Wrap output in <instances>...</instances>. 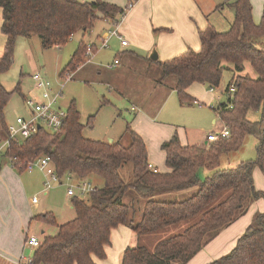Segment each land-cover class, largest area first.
<instances>
[{"label": "trees", "instance_id": "trees-1", "mask_svg": "<svg viewBox=\"0 0 264 264\" xmlns=\"http://www.w3.org/2000/svg\"><path fill=\"white\" fill-rule=\"evenodd\" d=\"M223 4L233 9L228 29L218 31L209 24L200 30V49H188L158 62V81L173 76L172 89L183 102L190 100L186 89L192 83L215 89L223 73L230 72L223 90L225 100L213 108L228 126V137L201 146L183 144L174 133L161 144L166 170L159 171L149 164L145 142L130 125L120 139L111 142L84 137V125L71 102L59 129L41 128L0 152L6 160L15 158L18 165L46 154L61 178L70 174L75 180H99L89 194L71 197L75 214L72 219L57 224L49 212L36 216L38 221L56 226L57 231L41 235L40 245L33 251V264H96L94 257H105L111 229L119 225L128 226L139 237L136 246L123 250L120 264H186L260 195L253 184L252 170L257 166L264 175V14L255 23L250 0H224ZM126 8L103 0H0V31L5 38L0 76L12 63L19 36H37L44 49L59 47L76 32L91 30L100 18L114 27ZM86 44L79 43L60 75L75 72L86 62ZM246 63L254 71L253 76L245 72ZM19 90V85L7 90L0 80L1 136L7 130L5 106L12 93ZM250 109H261L262 117L249 120ZM246 135L257 140L256 157L219 167L220 154L238 149ZM126 165L131 167L129 180L121 172ZM202 169L208 171L204 176L200 174ZM16 170L23 172L19 166ZM192 188L195 191L183 199L163 197ZM182 223L181 231L157 239L152 246L143 244V237ZM209 264H264V213L253 218L227 254Z\"/></svg>", "mask_w": 264, "mask_h": 264}, {"label": "rangeland", "instance_id": "rangeland-1", "mask_svg": "<svg viewBox=\"0 0 264 264\" xmlns=\"http://www.w3.org/2000/svg\"><path fill=\"white\" fill-rule=\"evenodd\" d=\"M196 1L206 10L211 7L212 3L219 5L221 0ZM250 2L253 21L259 23L264 14V0H250ZM233 15V9L229 5H222V9L215 11L210 17V21L216 30L225 31L228 29ZM102 28L103 23L101 19H98L93 26L92 34L95 36L96 33L102 31ZM93 35L84 34L82 36V33L78 31L64 44L48 49L42 48L39 38L35 35L31 37L19 36L16 39L12 63L9 69L0 76L1 83L7 90L11 91L17 85L20 88L19 91L12 93L5 106V120L10 123L17 115L25 114L22 95H37V91L33 90L34 81L30 75L39 72L51 83L54 91L60 92L59 104L63 109H67L70 103L74 102L79 113V122L84 125L82 134L89 139L108 142L110 139L118 140L122 137L126 126L130 125L133 130L137 127L141 131L148 145L152 139L163 137L166 130L175 131L174 133L183 143L196 144L209 131L217 130L220 127L221 121L213 108L225 100L223 90L231 77V73L228 71L223 73L221 84L214 89L211 99L208 98L210 93L206 94L203 90H199L196 96L192 95L190 100L181 102L176 91L171 90V84H174L173 76H168L163 80L165 83L162 84H156L153 80L161 74L159 67H155V65L151 66L149 63L130 57L127 60L122 59L120 65L113 70L108 69L105 64L112 61L114 54L120 51V48H113L115 40L110 38L112 41L109 39L108 46L104 48L100 47L101 41L97 40L95 50L86 55L89 60L87 59L86 62L79 65L83 67L86 64L85 67L81 69L77 66L78 69L71 74L70 78H67L65 73L60 75L62 68L68 63L79 43L86 42ZM92 63L98 66L94 69ZM117 71H121V82L125 86V90L122 92L117 85V79L120 78V74H115ZM245 72L254 75V71L247 63ZM153 82L158 85L157 88ZM207 89L209 90V87ZM193 98L200 102L193 103ZM132 107H135L134 110ZM136 113H138L137 118H135ZM247 117L249 120L260 119L262 117L261 109H250L247 112ZM89 118L90 120H88ZM213 119L216 120V123H212ZM256 142L255 137L246 135L238 149L220 154L219 167H231L241 161L254 159L256 157ZM161 154L160 149L156 147V158L159 156L162 158ZM0 162L7 164L6 158L1 156ZM34 171L38 172L36 169ZM130 171V165L121 169L125 180L130 179ZM27 173L22 172L21 176H30ZM34 175L33 181L36 182V188L29 191L27 199H24L22 203L24 210L36 215L40 213L43 206H46V210H51L58 223L72 219L75 214L70 209V197L65 193L66 186L55 185L48 189L47 195H44L43 177ZM252 179L255 189L260 192V195L247 204L246 212L241 215L243 220L247 219L249 217L247 211L253 210L250 208L252 205L255 209L252 211L254 214L251 221L256 215L264 213V175L257 166L252 170ZM194 191L195 189L192 188L179 193H169L163 197L179 200L190 196ZM33 195L37 198V203L31 202ZM124 202L129 203L126 197H124ZM182 226L183 223L162 229L154 235L145 236L142 239L143 244L152 246L157 239L181 231ZM56 229L57 227L54 225H46L32 220L28 233L39 236L41 230H44L46 235H51L57 231Z\"/></svg>", "mask_w": 264, "mask_h": 264}, {"label": "crops", "instance_id": "crops-1", "mask_svg": "<svg viewBox=\"0 0 264 264\" xmlns=\"http://www.w3.org/2000/svg\"><path fill=\"white\" fill-rule=\"evenodd\" d=\"M103 1L116 4L121 8H126L129 6V1H133V4L126 8L125 13L123 16H121L119 23L115 27L117 32L127 41L128 44L125 46L121 45L116 36L110 37L112 40H115L113 43V48H120V51H117L114 54L112 61L105 64V66L110 70H113L116 68V66L120 65L121 60L124 58L127 60L130 57H134L140 61L151 64V66L155 65V67H158V62H163L173 57L179 56L185 53L188 49L198 51L201 47L199 31L204 30L209 24H212L210 17L215 11L218 9L220 10L219 6L223 4V0H221L220 4L218 3L219 5L212 3L211 7L205 10L196 0ZM100 19L103 23V28L100 33H96L94 36L92 34L93 28L82 33V36H84V34H87L88 36L93 35L91 39L86 41L87 43H92L95 45L97 40L100 41V36L104 34L105 31L111 30L113 28L106 19ZM111 39L110 41H112ZM4 41L5 38L0 31V55L2 54L1 50L3 51ZM153 50H155L157 54V59L155 60L149 57ZM115 59H118V64L109 66L110 64H113ZM92 64L94 69L98 66L94 63ZM85 65H83V67H85ZM83 67L81 66L79 68L82 69ZM115 74H120V78L117 79V85L118 89L122 92L125 90V86H123V83L121 82V71H117ZM153 80L156 82V84L165 83H159V77H156ZM155 82L153 83L155 84ZM156 84L154 85L155 88L158 86ZM172 84L171 90L174 85ZM199 90H203L204 93L206 92V94L210 93L208 94L210 95L208 96L209 99L213 97L214 91H209L207 86L201 83H192L186 89V92L191 98L193 97L192 95L196 96V93L198 94ZM24 95L26 94H23V96ZM192 100L193 103L200 102V100L197 101L198 99L196 98H193ZM134 108L132 110H134ZM142 115L145 116L144 113H142ZM137 116L138 113L135 114V118H137ZM214 122H216L215 119L212 120V123ZM155 127L157 126L155 125ZM134 131L138 133L145 142L149 164L159 171H165V153L161 149V144L165 140L169 139L175 131L171 132L166 130L163 137L159 136L156 140L152 139L150 145H148L147 140L141 131L137 129V127L134 128ZM110 140L113 141V139ZM181 143L183 142L181 141ZM196 144L201 146L206 145V136H204L202 140ZM156 147L160 149L162 158H160V156L159 158H156ZM4 163L6 162H0V264H14V261L22 254L32 253V249L25 245V241L30 235H36L33 233H28L31 221H38L36 216L41 213L49 212L54 217L55 215L51 212V210H46V206H43L40 213L36 215H33L28 210H24L22 206L24 199H27L29 191L36 188V182L33 181L35 177L34 174H36V176H41L42 173L40 171L36 173L34 170L23 171L28 172L27 174L30 175L28 177H24L21 176L22 172H18L17 170L11 168L8 162L7 164ZM207 172L208 171L206 169H202L200 174L204 176ZM41 177H43V175ZM87 179L90 180L94 185L99 184V180L96 178L91 177ZM43 194L47 195L48 190L43 191ZM69 197L71 200V196ZM35 203H37V201ZM250 208L253 209L252 211L255 209L252 207V205ZM70 209L73 210L71 202ZM252 211L251 209L247 211L249 212V217L247 219L243 220V218L240 216L231 224L220 230V232L214 238L208 241L186 264H209L212 261L227 254L235 246L237 238L250 224L254 214ZM38 222L41 223V221ZM61 223H58L57 221V224ZM41 235H45L44 230H41L39 233L40 237ZM36 236L40 239L38 235ZM138 243L139 237L131 228L126 225H119L111 229L110 244L105 247V257H94V261L96 264H120L123 250L126 247L136 246Z\"/></svg>", "mask_w": 264, "mask_h": 264}, {"label": "built area", "instance_id": "built-area-1", "mask_svg": "<svg viewBox=\"0 0 264 264\" xmlns=\"http://www.w3.org/2000/svg\"><path fill=\"white\" fill-rule=\"evenodd\" d=\"M132 2L133 1H129V7L133 4ZM115 27L116 25L113 27L114 29L107 30L102 34L100 37L101 48L108 46V41L111 36H116L121 45L125 46L128 44L117 32ZM94 46L95 45L92 43L86 44L85 56L92 53ZM87 59L89 60L88 57ZM115 64H118V59H115L113 64L109 66ZM72 73V71H66V77L70 78ZM30 77L34 81L33 90L37 91V95L27 94L24 96L23 107L25 114L17 115L12 122L7 123L6 135H0V152L7 149L11 143L18 144L19 139H25L41 128L55 131L64 124V120L67 116V109H63L59 104V99L61 97L60 92L54 91L51 83L39 72H34ZM209 90L213 92L214 88L210 87ZM230 91V97L232 98V92H234L233 86L230 88ZM228 106L231 107L230 104ZM229 134L228 126L221 121V125L217 130L209 131L206 134V141H215L218 138L228 137ZM7 162L9 166L15 170L16 166H19L23 171H33L35 169L40 171L43 175L44 191L55 185H65L67 187V195L73 197L75 195L85 196L95 189V185L88 179L75 180L73 175L70 174H66L63 178L59 177L50 157L46 154H40L31 160L25 161L22 165H18L15 158L12 157L7 158ZM36 201L37 198L33 197L32 202L35 203ZM25 245L32 249V253L22 254L14 261V264H33V251L40 245V239L36 235H30L26 239Z\"/></svg>", "mask_w": 264, "mask_h": 264}, {"label": "water", "instance_id": "water-1", "mask_svg": "<svg viewBox=\"0 0 264 264\" xmlns=\"http://www.w3.org/2000/svg\"><path fill=\"white\" fill-rule=\"evenodd\" d=\"M149 57L151 58V59H157V54H156V52H155V50H153V52L149 55ZM110 142H111V140H110Z\"/></svg>", "mask_w": 264, "mask_h": 264}]
</instances>
